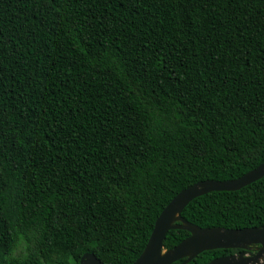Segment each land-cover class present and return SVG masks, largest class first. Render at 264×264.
Returning <instances> with one entry per match:
<instances>
[{
	"label": "trees",
	"instance_id": "1",
	"mask_svg": "<svg viewBox=\"0 0 264 264\" xmlns=\"http://www.w3.org/2000/svg\"><path fill=\"white\" fill-rule=\"evenodd\" d=\"M263 162L264 0H0V264H132ZM183 216L264 226V177Z\"/></svg>",
	"mask_w": 264,
	"mask_h": 264
},
{
	"label": "water",
	"instance_id": "2",
	"mask_svg": "<svg viewBox=\"0 0 264 264\" xmlns=\"http://www.w3.org/2000/svg\"><path fill=\"white\" fill-rule=\"evenodd\" d=\"M264 177V162L244 175L230 180H202L181 190L164 208L142 254L132 264H188L206 250L239 249L216 257L207 264H264V226L227 228L202 227L183 216L186 206L196 197L212 191L239 190ZM171 229L187 230L190 235L166 249L164 241ZM255 248V252L251 249ZM80 264H105L93 252L85 253Z\"/></svg>",
	"mask_w": 264,
	"mask_h": 264
},
{
	"label": "rangeland",
	"instance_id": "3",
	"mask_svg": "<svg viewBox=\"0 0 264 264\" xmlns=\"http://www.w3.org/2000/svg\"><path fill=\"white\" fill-rule=\"evenodd\" d=\"M22 250H23V247L18 248L15 252V255L18 256V255L22 254Z\"/></svg>",
	"mask_w": 264,
	"mask_h": 264
},
{
	"label": "flooded vegetation",
	"instance_id": "4",
	"mask_svg": "<svg viewBox=\"0 0 264 264\" xmlns=\"http://www.w3.org/2000/svg\"><path fill=\"white\" fill-rule=\"evenodd\" d=\"M251 251H252V252H255V248H252Z\"/></svg>",
	"mask_w": 264,
	"mask_h": 264
}]
</instances>
